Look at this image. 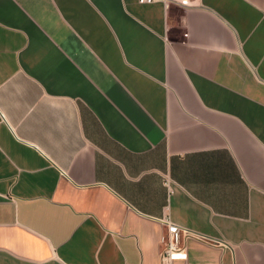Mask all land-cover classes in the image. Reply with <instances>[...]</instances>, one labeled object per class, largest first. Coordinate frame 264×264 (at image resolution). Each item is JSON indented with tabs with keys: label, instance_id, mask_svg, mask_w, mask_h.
<instances>
[{
	"label": "crops",
	"instance_id": "0c3cea01",
	"mask_svg": "<svg viewBox=\"0 0 264 264\" xmlns=\"http://www.w3.org/2000/svg\"><path fill=\"white\" fill-rule=\"evenodd\" d=\"M165 218L264 264V0H0V264H162Z\"/></svg>",
	"mask_w": 264,
	"mask_h": 264
},
{
	"label": "built area",
	"instance_id": "2783aa9c",
	"mask_svg": "<svg viewBox=\"0 0 264 264\" xmlns=\"http://www.w3.org/2000/svg\"><path fill=\"white\" fill-rule=\"evenodd\" d=\"M142 4L163 2L166 5L175 3L178 5L188 4V0H138ZM169 184V180L166 181ZM167 232L162 239L161 259L162 264H173L176 260H187L188 250L184 242L190 232L179 224L174 223L170 218H165Z\"/></svg>",
	"mask_w": 264,
	"mask_h": 264
}]
</instances>
